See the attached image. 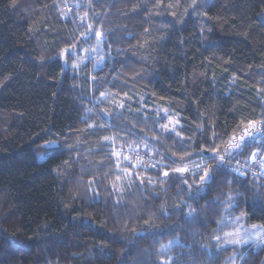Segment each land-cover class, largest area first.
Here are the masks:
<instances>
[{"label": "clouds", "instance_id": "9594fccd", "mask_svg": "<svg viewBox=\"0 0 264 264\" xmlns=\"http://www.w3.org/2000/svg\"><path fill=\"white\" fill-rule=\"evenodd\" d=\"M0 264H264V0H0Z\"/></svg>", "mask_w": 264, "mask_h": 264}, {"label": "trees", "instance_id": "16d2710c", "mask_svg": "<svg viewBox=\"0 0 264 264\" xmlns=\"http://www.w3.org/2000/svg\"><path fill=\"white\" fill-rule=\"evenodd\" d=\"M45 195L46 193L42 189H33L31 192V196L34 201V204L39 207L45 206V201L43 199Z\"/></svg>", "mask_w": 264, "mask_h": 264}]
</instances>
